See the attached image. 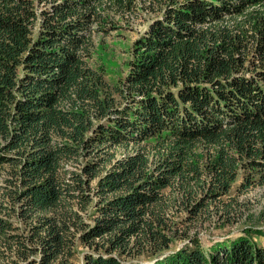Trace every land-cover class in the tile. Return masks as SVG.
<instances>
[{
    "label": "trees",
    "instance_id": "trees-1",
    "mask_svg": "<svg viewBox=\"0 0 264 264\" xmlns=\"http://www.w3.org/2000/svg\"><path fill=\"white\" fill-rule=\"evenodd\" d=\"M151 14L109 79L94 37ZM256 188L264 0H0V264H264L188 235Z\"/></svg>",
    "mask_w": 264,
    "mask_h": 264
},
{
    "label": "rangeland",
    "instance_id": "rangeland-1",
    "mask_svg": "<svg viewBox=\"0 0 264 264\" xmlns=\"http://www.w3.org/2000/svg\"><path fill=\"white\" fill-rule=\"evenodd\" d=\"M151 15H143L135 21L131 22L126 29L111 33L109 36L103 37L96 35L94 37V50L98 58L105 65L106 72L109 79H115L116 76L124 75L127 71L128 50L132 41L136 36L142 32L148 25L149 19L153 18ZM97 63V61H96ZM263 189L256 188L251 193L241 196L240 200L244 201L241 207V212L238 215L231 217L230 223L225 226H213L207 222H197L191 224L188 231L189 236H196L201 239L202 243L207 246L211 239H234L241 234V229L245 225H251L254 228L262 229L264 232V222L258 220L260 212V200L262 199ZM251 219L248 222L247 217ZM246 217V218H245ZM218 224V223H217ZM257 242H260L264 247V237H259ZM186 241V240H185ZM184 240H174L173 245L164 254H169L179 250L185 242ZM153 259L146 257L134 260L133 264H152Z\"/></svg>",
    "mask_w": 264,
    "mask_h": 264
}]
</instances>
